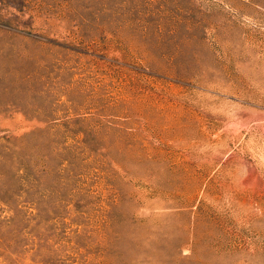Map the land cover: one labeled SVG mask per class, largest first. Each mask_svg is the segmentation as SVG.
Wrapping results in <instances>:
<instances>
[{
    "label": "rangeland",
    "instance_id": "obj_1",
    "mask_svg": "<svg viewBox=\"0 0 264 264\" xmlns=\"http://www.w3.org/2000/svg\"><path fill=\"white\" fill-rule=\"evenodd\" d=\"M0 264H264V0H0Z\"/></svg>",
    "mask_w": 264,
    "mask_h": 264
}]
</instances>
